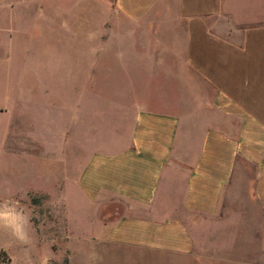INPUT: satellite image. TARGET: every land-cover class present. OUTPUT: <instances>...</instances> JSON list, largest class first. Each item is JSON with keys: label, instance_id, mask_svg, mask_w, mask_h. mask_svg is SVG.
I'll return each instance as SVG.
<instances>
[{"label": "crops", "instance_id": "crops-1", "mask_svg": "<svg viewBox=\"0 0 264 264\" xmlns=\"http://www.w3.org/2000/svg\"><path fill=\"white\" fill-rule=\"evenodd\" d=\"M115 7L132 23L147 21V77L137 82L145 87L129 86L122 140L90 154L74 178L102 214L87 235L68 227L64 257L67 264L143 259L147 251L191 258L199 243L190 224L215 220L232 196L264 220V0H115ZM28 233L21 264L41 257L39 236L29 226Z\"/></svg>", "mask_w": 264, "mask_h": 264}, {"label": "rangeland", "instance_id": "rangeland-1", "mask_svg": "<svg viewBox=\"0 0 264 264\" xmlns=\"http://www.w3.org/2000/svg\"><path fill=\"white\" fill-rule=\"evenodd\" d=\"M146 29L115 0H0V201L33 211L29 228L40 256L54 257L49 264H67L68 227L87 235L102 214L74 178L90 154L122 140L129 86L145 87L137 82L147 77ZM201 223L190 224L199 243L191 258L147 251L108 264H264V220L241 196ZM0 247L9 250L0 248V264L22 263L8 230L0 229Z\"/></svg>", "mask_w": 264, "mask_h": 264}, {"label": "clouds", "instance_id": "clouds-1", "mask_svg": "<svg viewBox=\"0 0 264 264\" xmlns=\"http://www.w3.org/2000/svg\"><path fill=\"white\" fill-rule=\"evenodd\" d=\"M25 207L11 197L0 201V229L8 230L17 241L28 245L32 242L28 233V226L31 224L33 211L26 212ZM50 259H54V257L42 255L40 264H49Z\"/></svg>", "mask_w": 264, "mask_h": 264}]
</instances>
